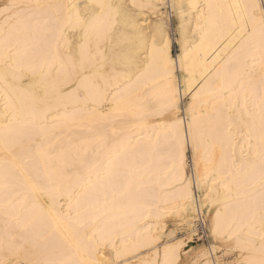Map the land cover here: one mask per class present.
I'll list each match as a JSON object with an SVG mask.
<instances>
[{
    "label": "bare ground",
    "instance_id": "obj_1",
    "mask_svg": "<svg viewBox=\"0 0 264 264\" xmlns=\"http://www.w3.org/2000/svg\"><path fill=\"white\" fill-rule=\"evenodd\" d=\"M8 2L0 264H175L163 219L204 210L264 264V0H167L174 56L165 0Z\"/></svg>",
    "mask_w": 264,
    "mask_h": 264
},
{
    "label": "rangeland",
    "instance_id": "obj_2",
    "mask_svg": "<svg viewBox=\"0 0 264 264\" xmlns=\"http://www.w3.org/2000/svg\"><path fill=\"white\" fill-rule=\"evenodd\" d=\"M7 1L8 0H0V9L7 7V5L9 4V2L7 3ZM167 5H168V2L167 0H165V4L164 5L160 4L158 7L160 8V12L163 11L166 13V15H162L163 25L169 33V36L171 39V53L174 56L175 53L178 51L177 50L178 44L175 41V31H174L175 21H174V16L170 12V9ZM9 12H10V9L6 10L5 12H2V15H6ZM188 99H189V95L179 94V109H180L181 117L183 116L184 104L188 102ZM186 156H187L186 170H187V173H190L192 171V166L190 165L191 162H190L189 153ZM205 213H206V210H204V213L202 212V214L199 213L200 214L199 217L198 215L196 216V218L192 222L191 228H187V226L185 227V222L183 221L184 219H182L181 217L167 216L163 219L164 228L161 229L162 233H161L159 242L169 243V242L181 241L180 246L178 248L180 252L179 253L180 256L178 258V261L175 264H207L205 263L206 256L203 254V252H205V249L209 248V245L211 242L212 244L215 245V247L216 246L218 247H216L217 254L215 255L211 254V256H209L210 258L209 260L211 262L210 264H216V263L234 264L235 263L237 254H234V253L236 252V250H232L230 248L229 243H226L224 241H219V240H218L219 242L217 241L218 242L217 243L216 240H213L208 236V228H207L208 221L206 219L207 214L205 215ZM184 248L186 249L184 250Z\"/></svg>",
    "mask_w": 264,
    "mask_h": 264
}]
</instances>
